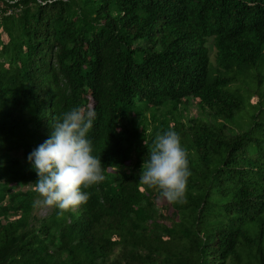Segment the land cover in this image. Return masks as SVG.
Segmentation results:
<instances>
[{"label":"trees","instance_id":"1","mask_svg":"<svg viewBox=\"0 0 264 264\" xmlns=\"http://www.w3.org/2000/svg\"><path fill=\"white\" fill-rule=\"evenodd\" d=\"M263 85L264 0H0V264H264ZM73 107L103 179L39 217L27 155ZM168 129L182 201L138 179Z\"/></svg>","mask_w":264,"mask_h":264},{"label":"clouds","instance_id":"2","mask_svg":"<svg viewBox=\"0 0 264 264\" xmlns=\"http://www.w3.org/2000/svg\"><path fill=\"white\" fill-rule=\"evenodd\" d=\"M92 123L91 111L73 107L52 123L48 137L28 153L27 160L37 174L32 190L40 197L34 203L59 210L75 207L87 201L89 192L84 189L103 179L87 136ZM190 175L178 133L168 129L156 135L148 158L143 160L139 182L158 189L167 201H182Z\"/></svg>","mask_w":264,"mask_h":264},{"label":"rangeland","instance_id":"3","mask_svg":"<svg viewBox=\"0 0 264 264\" xmlns=\"http://www.w3.org/2000/svg\"><path fill=\"white\" fill-rule=\"evenodd\" d=\"M2 39H3L4 42H6L8 40V38H7V36L5 34H3ZM210 55H211V60L213 61L214 60V56H215V49H214V47H212V45H211V49H210ZM260 91L264 94V85L262 86ZM260 95H261L260 92H259V94H252L250 96V101L251 102L258 101L259 98H260ZM197 112L198 111H197L195 105L190 107V114L191 115H195V114H197ZM157 204H158L159 207L162 208L164 213H168L167 210H166V206H164L165 205L164 201L162 199H157ZM72 208H75V207H72ZM51 211H52V207L51 206H46V205L38 203L34 213L37 214L39 217H45ZM164 221L167 222V223L170 222L166 218L164 219ZM116 252H117V250H116Z\"/></svg>","mask_w":264,"mask_h":264}]
</instances>
